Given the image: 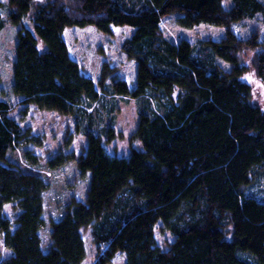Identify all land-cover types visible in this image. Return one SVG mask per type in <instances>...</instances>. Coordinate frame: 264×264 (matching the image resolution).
Here are the masks:
<instances>
[{"label":"trees","instance_id":"obj_1","mask_svg":"<svg viewBox=\"0 0 264 264\" xmlns=\"http://www.w3.org/2000/svg\"><path fill=\"white\" fill-rule=\"evenodd\" d=\"M231 2L49 0L38 8L33 30L19 28L12 89L26 105L54 109L83 125L84 153L77 159L59 154L49 165L76 160L80 174L90 175V187L85 198L68 200L58 217L48 215L46 176L9 159L34 139L0 99V240L11 251L0 264H82L90 229L101 251L93 264H109L119 251L126 253L125 264H264V198L248 192L264 177V109L241 79L247 70L241 56L254 50L264 82V40H245L231 28L258 15L264 20V0ZM32 4L0 0V30L1 7L20 23ZM173 12L182 26L207 22L226 25L227 33L196 44L185 37L175 42L161 28ZM74 25L102 33L132 26L122 50L137 62L136 87L122 78L107 82L115 72L108 64L98 85L83 73L64 38ZM100 92L142 102L135 133L142 149L133 147L128 156L107 150L114 130L97 125L88 108ZM24 155L38 165L34 153L26 149ZM158 223L174 237L167 248L157 242Z\"/></svg>","mask_w":264,"mask_h":264},{"label":"rangeland","instance_id":"obj_2","mask_svg":"<svg viewBox=\"0 0 264 264\" xmlns=\"http://www.w3.org/2000/svg\"><path fill=\"white\" fill-rule=\"evenodd\" d=\"M1 1L8 3V0ZM32 1L30 13L20 23H13L8 18L7 9L1 7L5 26L0 30V99L11 104V115L20 123L22 129L28 131L31 138L34 139L33 144H29L28 147L17 148L11 152L9 159L26 170L36 171L46 176L49 182L46 209H48V215L58 217L62 206L68 200L73 197H86L90 187V175L84 177L80 174L76 160H68L64 165L56 168L49 165V162L62 153L64 156L75 155L77 159L84 153L88 141L82 130L83 125L78 123V119L71 115H62L54 109H39L32 103L26 105L23 103L22 96L16 94L12 89L13 64L17 58L18 30L21 26L33 30L38 8L46 5L49 0ZM224 3L226 6L232 5L231 0H224ZM177 18V13L173 12L164 17L161 23L164 35L175 42L181 40L182 37L195 44L208 39H222L228 30L226 25H212L207 22L186 27L180 25ZM231 28L245 40L254 35L264 40V20L260 15L236 21ZM112 30V33H102L92 25L82 27L74 25L64 30V38L69 45L71 56L81 65L83 73L89 75L97 85L105 65L108 64L109 68L115 72L107 82L122 78L133 89L137 85V62L127 57L125 51L122 50V45L134 33L135 29L129 25H115ZM256 55L254 50H248L242 54V63L247 70L241 79L251 86L252 102L264 109V82L262 78H259L255 67ZM219 61L225 69L230 67L228 62L220 58ZM101 94L100 99L93 102L88 108L90 112H93V118L98 120L97 125L114 130L115 138L108 143L107 140L105 141L107 150L119 156H128L133 147L142 149L140 140L135 137L140 120V110L143 106L142 102L140 103L130 95H114L109 92ZM26 149L35 154L38 165L29 163L24 155ZM248 192L264 198V177L255 181L249 187ZM5 211L9 216L14 217L15 213L11 204L6 205ZM156 226L157 242L167 248L174 237L164 229L161 223ZM84 239L88 252L82 264H93L101 251L93 240L91 229L84 233ZM10 253L11 251L1 239L0 262ZM125 263L126 253L119 251L109 264Z\"/></svg>","mask_w":264,"mask_h":264}]
</instances>
